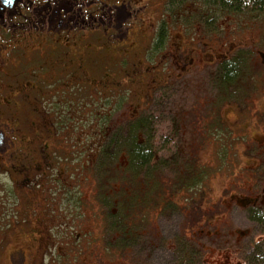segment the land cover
<instances>
[{"label":"rangeland","instance_id":"374dc122","mask_svg":"<svg viewBox=\"0 0 264 264\" xmlns=\"http://www.w3.org/2000/svg\"><path fill=\"white\" fill-rule=\"evenodd\" d=\"M137 2L143 7L139 10V15L141 14L144 19L142 23L148 25L149 29L154 28L156 20L153 14L163 13L164 0H136L135 4ZM192 4H188L189 9L187 6L183 7L182 20L178 21L180 25L171 22L174 39L173 43H168L166 50L168 54H172L170 55L172 58L162 54L164 50L158 54L151 52L148 45L136 43V46L142 58L148 60L152 55L155 59H166L169 66L176 71L170 81L176 85L172 91L174 94H170V100L166 99L162 109L167 121L161 124L157 136H161L160 142H163V137H171V133L178 131L182 133V141L187 147L193 146L192 151L198 149L200 156L198 162L200 161L201 166L209 168L210 173L203 187L204 193L195 196L194 202L183 204L182 200L181 208L160 211L156 219L157 235H153L151 239L146 236L148 244L143 251L144 256L136 253L139 257L134 261L131 251L125 255V252L119 250V253L114 255L112 249L115 248H111L113 240L112 242L106 240L105 245L98 242L91 243L96 238L92 232L96 233L97 229H93L92 221L86 217L90 208L85 202H80V206L64 202L65 198L70 200L71 195L77 193L81 187L79 185H82L81 180L86 182V196H84L86 204H88L87 199L92 198L91 177L88 173L90 168L87 166L93 159L87 157L81 160L80 143H78L80 130L74 131V137L70 138L75 144L70 145L69 156L62 155V160L55 169L45 170L46 163L39 156L29 164L25 163L28 156H24L23 153L29 154V149L34 146L39 152L35 143L36 137L30 135L34 133L36 127L31 128L34 122L26 119L25 124H21L26 130L17 137L15 146L8 152L0 154V178L5 180V184L11 190L8 195L5 190H0V226L6 223L9 217L12 218L9 213L14 208L15 199L13 201L10 199L15 182L21 183L31 177V182L27 181L28 190L29 187H33L35 180L43 181V185L37 187L27 205L22 206V210L27 214V222L23 226L26 228L13 230L12 234L3 238V242L0 238V264H8L7 252L14 246H22L26 251L24 264H173L174 239L182 235L188 238L185 240L187 246L198 256L196 264H240L245 256H249L250 248L261 240L258 237L261 228L255 218L257 210H264V14H261V11L247 14L218 13L213 16L219 19L217 28L213 25L207 29L205 23L200 22L209 19L201 13L202 6L205 5L195 3L196 7H191ZM191 8L195 11L193 16L188 12ZM171 12L172 10L167 8L166 16ZM191 17L198 21L192 26ZM179 29H182L184 34ZM146 33H143L144 42L146 37L150 36L147 31ZM68 35H65L67 41L70 40L67 43L68 49L67 46L66 51L63 48L59 55L64 58L58 60L68 61L66 56L70 55L72 64L77 70L92 78L89 84L98 85L97 90L89 93L84 91V95L81 94L82 96L77 98L78 89L72 93L75 97L73 101L81 104L83 109L81 111L77 109L76 104H73L72 108L68 96L64 95L61 98V108L57 111L51 109L54 106L51 99L45 100L42 104L28 100L27 113L33 114L34 110L41 111L42 108L46 114L49 109L53 111L51 116L56 114L55 117L59 121L69 120L74 126L83 119L85 123L81 124V127H85L84 134H86L90 131L86 123L90 122L93 126L98 123L96 118L101 111V103L111 101V104H116L123 98L126 101L132 99L133 91L127 89L128 86L124 81L123 88L117 90V95L110 96L108 91L104 90L103 79L105 72H115L117 76L123 75L128 68L130 55L116 58L113 55L117 53V48L113 45L105 46L96 40L81 45L74 42V35H70L69 39ZM174 43H177V51ZM237 48H245L244 51L250 49L251 55L254 56L255 65L253 64L246 76L249 85L243 95L237 97V101L231 100L230 103L227 102L220 107L218 113L223 130L221 133L214 130L215 134L214 132L210 134L204 122L207 123L215 116L216 107L213 106V101L216 92L207 85L210 80L208 74L210 76L213 65L228 57ZM36 54L47 56L49 49L39 46ZM58 60L54 57L47 58L46 63L51 61L54 63ZM106 61L109 63L106 64ZM27 62H30V58ZM29 67L32 69V65ZM156 72H160L158 66ZM9 83L14 84L11 80ZM124 89L126 90L123 91ZM200 102L203 103V106H200L202 109L198 107ZM134 112L135 108L121 107L112 114L105 110L104 115L114 118V125H123L125 123L123 120L132 118ZM183 117L187 120H183ZM97 129H95L96 133ZM100 137H103L102 133L98 136ZM174 138L173 145L180 140L175 134ZM99 141L96 140V143ZM88 142V149L94 147L91 143L93 141ZM164 155H168L166 150ZM24 163L25 168H23ZM82 164L86 168L83 171L80 170ZM199 164L188 169L195 173ZM3 166L11 173L2 172ZM67 183L71 184L70 187L73 189L65 196H60L59 188L55 189L52 185L58 187V184L67 185ZM181 209L186 216L182 214ZM71 212L81 213L79 221L74 225L72 224L76 219ZM96 215L93 211L95 222ZM71 228H74V231L70 230ZM57 244L59 252L55 249ZM103 248L110 249L103 251ZM148 256H150L149 260H146ZM14 261L21 264L17 256H14ZM178 261L177 258L176 262Z\"/></svg>","mask_w":264,"mask_h":264},{"label":"trees","instance_id":"16d2710c","mask_svg":"<svg viewBox=\"0 0 264 264\" xmlns=\"http://www.w3.org/2000/svg\"><path fill=\"white\" fill-rule=\"evenodd\" d=\"M186 1L172 0L171 3L183 6ZM197 1L199 5L201 3L205 5H201L202 11L204 10L201 13L209 19L200 22L205 23L207 29L213 25L217 28L219 19L213 16L218 13L247 14L261 11V14H264V0ZM163 25L160 42L155 45V51L162 47L161 44L165 43L163 47L167 45L168 27L165 22ZM248 50L236 51L229 59L217 64L213 70L210 88L216 92L213 101L216 113L210 121L204 122L210 134L213 132L215 134V131L221 133L223 126L218 113L220 107L231 100L237 101V97L243 95L249 83L246 76L254 64V56L251 55L252 51ZM175 88L176 85L173 83L164 82L159 87L158 95L155 98L153 96V102L150 104L152 106L148 112L123 125L112 126L111 123L108 124L107 117H103L100 123L106 143L97 160L94 174L98 191L95 200L109 214L110 220L106 229L107 239L113 240L111 248L115 249L112 251L121 250L125 255L131 251L134 261L139 256H144L143 251L148 244L146 236L151 239L157 234L156 219L161 209L166 206L178 208L177 200H184L185 203L194 201L195 196L203 193V187L210 175L209 168L199 164L194 156L196 153L199 157L198 153L191 151L184 144L178 131L171 133V137H163V142H160L161 136H157L158 122L165 119L163 104L166 99L170 100ZM200 106L202 105L198 107ZM40 124L41 121H37L35 131L39 135H44V126L40 127ZM49 133L53 134L54 130L49 129ZM174 134L180 139L175 145ZM165 150L168 155H164ZM197 163L200 166L195 173L188 169ZM113 209H116L115 212H112ZM255 220L261 228V234H258L261 240L250 248L249 256H245L240 264H264V210H257ZM182 236L176 238V241L174 239L175 254L172 263L196 264L198 261L196 252L187 246L185 240L188 238ZM149 257L146 260H149Z\"/></svg>","mask_w":264,"mask_h":264},{"label":"flooded vegetation","instance_id":"af4514ba","mask_svg":"<svg viewBox=\"0 0 264 264\" xmlns=\"http://www.w3.org/2000/svg\"><path fill=\"white\" fill-rule=\"evenodd\" d=\"M135 2L136 0H0V154L15 146L17 137L26 130L21 125L25 124L26 119L34 122L31 128L35 127L37 121H41L40 126L47 125L48 131L52 127L54 117L46 110V114L42 108L41 111L34 110L36 117L27 113L28 100L42 104L47 99L52 101L67 95L70 87H86L92 82L90 76L76 69L70 55L66 56L68 61L58 60L64 58L59 53L70 42L67 41L66 34H69L68 39L70 35H74V42L77 44H89L92 40H98L106 46H115L117 50H127L137 62L136 43L151 48L160 42L161 29H149L148 25L142 23L144 19L139 15V10L143 7ZM146 31L150 36L144 42L143 33ZM39 46L49 49V55H37ZM175 49L177 51V46ZM53 57L58 61L46 63L47 58ZM29 58L30 62H27ZM29 65H32V69ZM138 72L137 64L132 62L131 82L139 80ZM10 80L14 84L11 85ZM104 80L109 85V79ZM30 135L36 137L39 152L34 146L29 149V154L23 153L28 156L26 164L30 163V158L42 157L50 150L53 140L48 132L39 141L35 132ZM14 256L24 264L26 252L21 246L8 250V264H18L14 261Z\"/></svg>","mask_w":264,"mask_h":264}]
</instances>
